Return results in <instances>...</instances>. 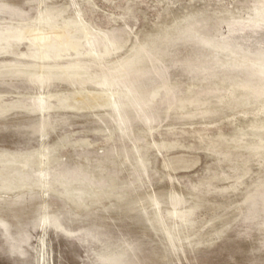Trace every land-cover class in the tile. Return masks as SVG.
Instances as JSON below:
<instances>
[{"label": "rangeland", "instance_id": "rangeland-1", "mask_svg": "<svg viewBox=\"0 0 264 264\" xmlns=\"http://www.w3.org/2000/svg\"><path fill=\"white\" fill-rule=\"evenodd\" d=\"M12 1L23 11L21 18L24 20L32 19L40 8L35 1L31 3H21L22 0ZM74 1L77 5L73 0H55L52 6H63L65 16L73 15L76 9L80 8L83 13L82 19L91 22L94 29L113 32L115 40L124 42V47L110 55L114 57L108 56V61L112 58L117 60L120 55L123 57L132 43L145 39L146 35L154 34L163 26L174 27L175 24L181 26L184 22L194 19L196 15V18L202 19L204 32L209 38L219 41L220 51L200 46L193 37L188 36L185 40H177L168 47L165 61L167 64L171 63V66L163 77L158 78L159 76L153 72V76L156 77L154 76L155 80L150 85L162 80L172 83L175 88L173 92L177 96L186 93L187 87L196 91L206 86L199 80L203 71L190 69L191 72H186L183 69L184 64L193 65L199 61L206 64L213 53H218L220 61L232 64L234 62L253 64L256 60L251 58L254 55L242 51L241 48H233L226 41L231 34L227 20L250 17L255 7L260 5L258 0H88L89 4H85L83 0ZM2 16L5 15H0V19ZM18 17L20 16L15 18ZM179 19L181 22L177 21ZM5 20L11 21L6 17ZM25 42L19 45L22 52L26 50ZM67 60L61 59V63L66 64ZM259 60L258 63L264 62ZM12 61L27 59H16L10 54H0V62ZM209 70L219 75L222 69L215 67ZM195 72H199L198 77L194 76ZM210 80H207V87L216 90L217 93L223 92L228 85V82L215 84L218 82L217 79ZM150 85L148 84V87ZM88 87L95 88L93 85ZM86 88L83 92L86 95L92 96L96 93L95 89L91 91L87 88L86 91ZM52 89L68 92L74 87L60 82L54 84ZM0 91L3 92L4 101H11L20 96L19 91L27 89L0 88ZM28 91L30 94L36 93L33 87ZM256 105L258 106L255 104L252 107L255 108ZM249 107H241L240 110V107L236 108L237 110L224 109L219 111V115L212 117L214 119L189 120L177 116L173 108L168 110L165 103L156 105L153 108L156 121L152 133L141 121L134 122L133 127L144 130L139 133L140 137L144 136L142 141L136 143L152 144L147 151H140L149 162L146 169L140 168L137 172L129 164L133 162L134 154L132 137L129 138L114 130L115 122L104 112L105 107H83L79 109L81 113L78 109L76 112L72 108H68L69 111L63 108L64 112L62 109L53 112L56 116L68 114L69 119L65 122L68 124L61 123L55 130L49 131L47 143L55 142L63 134L69 139H87L92 142L91 147H72L68 144L60 147L58 150L60 162L56 169L62 171L75 167L80 161H84L82 159L86 154L90 165H93V161L107 153L111 147L113 152L111 159L115 164H119L117 167L107 160L105 172L117 168V182L123 185H116L114 191L122 187L124 197L112 195L87 210L63 199L64 197L58 193L62 191V187L56 184L52 185L55 191L49 190L42 196V191L36 188L32 191L33 194H24L16 204L7 201L13 192L2 195L0 213L7 225L0 226V264H123L125 261L126 264H264V214L260 203L257 201L250 209L241 203L246 190L264 174V152L256 154V157L244 149H227L225 150L228 151L227 157L233 161L226 163L218 161L224 157L221 154L223 149L215 153L204 147L205 143L217 138L216 135L219 134L222 139L236 135L241 143L256 139L252 133H260L264 138V131L249 127L250 121L254 118L250 112L253 108L246 109ZM91 109L97 110V113L94 110L92 113ZM108 111L112 112L111 109ZM263 112L264 110L257 115L256 120H264L263 116L261 118ZM36 117L39 116L15 110L7 117L1 118L0 151H24L39 147V134H32L27 126L28 122L37 119ZM110 128L113 129L112 140L107 142L106 136ZM162 139H178L176 141L181 145L172 148L155 147L154 143ZM117 152L121 157L117 156ZM126 155L130 157V162L124 158ZM180 156L190 161L185 166L165 165V162ZM243 171L246 173L242 174ZM130 172L136 177L140 176V180L132 183ZM211 175L217 176L213 179L210 178ZM48 178L52 180V176L49 175ZM171 191L184 196L186 199L184 207L193 205L190 216L193 221L189 227L182 225L177 218L167 219L166 211L171 209L168 199ZM152 192H156V196L162 199L160 214L163 215V220L166 219V223H163L177 230L174 240L176 246L170 243L163 225L152 224L150 221L154 215V207L149 203V197L155 195ZM44 202L48 204L47 213L60 216V227L41 220ZM50 220L53 221L51 218ZM112 254H119L118 263L106 260Z\"/></svg>", "mask_w": 264, "mask_h": 264}, {"label": "bare ground", "instance_id": "bare-ground-1", "mask_svg": "<svg viewBox=\"0 0 264 264\" xmlns=\"http://www.w3.org/2000/svg\"><path fill=\"white\" fill-rule=\"evenodd\" d=\"M33 1L40 8L32 19L24 20L21 18L23 11L13 4L14 1L0 0V15H5L0 19V54H10L16 59H27V61L0 62V88L27 89V91H19L20 96L18 95V98L16 97L15 100L11 101H4L2 99L3 92L0 93V119L7 117L11 111L15 110L39 116L38 118L36 117L37 119L29 121V125L27 124L32 134H39V147L24 151H0V198H3L2 195L4 194L13 192L11 197L7 198L8 203L16 204L24 194L32 193L36 188L42 191L43 196L49 190L55 191L52 187L54 184L62 187V191L58 193L64 197L63 199L74 203L76 207L85 209L97 206L103 199L112 195H116L118 198L124 197V189L122 187H118L119 189L114 191L116 185H123V183L117 182V168H114L111 172H105V162L107 160H110V164H115L114 160L111 159L113 156L111 147L110 149L107 148V153L103 154V152V155L96 158L93 161L94 164L92 163L93 165H90L89 157L86 154L82 159L84 161H78L79 163L75 167L62 171L56 169L58 162H60L58 154L60 147L67 144L72 147H91L92 145V142L87 139H69L66 134L60 136L55 142H46L49 131L55 130L58 125L64 124L69 119L68 114L66 115L67 117L64 114L63 116L53 114L59 109L67 108L68 110V108H72L76 111V109L79 110L88 106L105 107V111H102L109 114L108 116L115 122L114 130H117L122 135H127L129 138L132 137L134 154L133 162L129 164L136 172L140 168H147L149 160L145 155L140 154V151H147L152 144L136 143L142 141L144 136L140 137L139 133L144 132V130L133 127L135 126L134 122L141 121L147 126V130L151 132L155 128L154 123L156 121L153 108L161 103H165L168 110L173 108L177 116L179 115V117L189 120L194 118L209 119L215 117L219 111H224V109L235 110L240 107V110L241 107H252L258 104L255 108L252 107L253 109L250 107V109L246 108L247 110L252 109L250 112L254 116L250 121L251 123L249 122V127L254 130L264 131V120H256L257 115L264 110V62L258 63L259 59L264 61V0L257 1L260 5L255 7L250 17L227 20L231 34L227 37L226 43L232 45L233 48H241L242 51L258 57H251L256 59L255 62L253 64L249 62H234L233 64L226 61L222 62L218 59V53H213L209 62H207L210 63L209 65L205 64L204 61H199L193 65L184 64L183 69L186 72H191L190 69L203 71L199 80L200 83L206 86L200 87L196 91L187 87L186 93H188L178 96L173 92L174 84L167 81L162 80L155 85H150L155 80L153 72L156 73V76H159H157L158 78H162L171 66V63L167 64L165 61L168 56V47L175 41L185 40L189 36L193 37L196 44L200 46L203 45L213 50L221 49L220 44L218 45L219 41L209 38L204 32L205 30H203L201 25L202 19L196 18L197 15L196 19H192V16V20H188L187 23L183 21L184 23L182 22L183 25L180 24L181 26L175 24L176 26L174 27H167V25L166 27H161L154 34L146 35L145 39H139L138 42L132 43L133 45L131 44L129 51L126 49L127 54L124 53L125 51L122 52L126 54H123V57L120 55L119 59L114 60L112 58V61H108V56L114 57L110 55L124 47V42L115 40L113 32L94 29L91 26V22L82 19L83 13H81L80 8L76 9L73 15L65 16V8L63 6H52L55 0H22L20 2L31 3ZM83 1L85 4H89L88 0ZM73 3L77 5L74 0ZM16 16L20 17L16 19ZM5 17L11 21H6ZM180 19L177 21L181 22ZM13 20H16V22L13 23ZM24 41H26V50L22 52L19 49V45ZM61 59L68 60L66 64H62ZM215 67L222 69L219 75L209 70ZM198 74L199 72H195L194 76L198 77ZM212 78L218 80L215 84L228 82L226 89L222 90L223 92L221 93H217L216 90L207 87V80ZM60 82L67 83L73 86L74 89L71 91L69 89L68 92H64L63 89L62 92H59L61 89L58 91L52 89L54 84ZM148 84L150 87H148ZM88 85L95 87L96 93L92 96L83 93L86 87L90 89ZM32 87L33 90H36L34 94H30V91H28ZM108 109H111L112 112L108 111ZM70 111L73 112L72 110ZM95 115L99 116V114ZM262 116L264 118V115L261 114V118ZM111 128L106 136L107 142L112 140L113 129ZM252 134L257 138L248 143H241L240 138L236 135L222 139L221 134H219L216 135L217 138L205 143L204 147L215 153L223 149L224 151L221 154L224 157L218 159V161L231 163L233 160L227 157L228 151H225L227 149H244L247 153L253 155H259L264 152V138L260 133ZM176 140L162 139L155 142L154 146L172 148L181 145ZM117 156L121 157L119 152H117ZM124 158L127 159V162H130L128 155ZM189 161L180 156L165 162V165L170 167L175 164L185 166ZM118 164L116 163L115 165L117 166ZM144 172L146 173V171ZM245 173L243 171L242 174ZM129 174L132 175V183L137 179L140 180V176L136 177L133 172ZM49 175L52 176L51 181V178H48ZM216 176L211 175L210 178L214 179ZM173 192L168 193L171 209H167L166 217L167 219L177 218L182 225L189 227L193 221L190 218L193 205L184 207L183 204L186 202L184 196L178 194V192ZM152 193L155 194L153 197L148 195L149 203L154 207V215L150 221L152 224L163 225L164 232L167 234L170 243L176 246V242L174 244L176 229L174 230L172 226H166L163 223H166V219L163 220V215L160 214L162 199L156 196V192ZM257 201L260 203L264 214V174L251 184V188L246 190L241 203L250 209ZM47 206L48 204L45 203L43 214H41L42 216L39 215V217L41 216V220L44 223L60 227V216L55 213H47ZM4 220L0 213V226L2 227L7 225ZM189 235L191 236V234ZM119 258V254H112L106 260L118 263ZM123 264H126V261Z\"/></svg>", "mask_w": 264, "mask_h": 264}]
</instances>
